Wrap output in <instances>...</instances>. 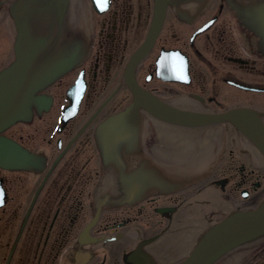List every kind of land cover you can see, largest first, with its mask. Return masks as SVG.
Instances as JSON below:
<instances>
[{
    "label": "flooded vegetation",
    "instance_id": "flooded-vegetation-1",
    "mask_svg": "<svg viewBox=\"0 0 264 264\" xmlns=\"http://www.w3.org/2000/svg\"><path fill=\"white\" fill-rule=\"evenodd\" d=\"M2 1L0 71L16 58ZM69 2L63 37L87 56L0 131L16 157L0 166V264H182L264 202V49L240 16L264 0ZM136 103L113 132L128 146L113 136L104 158L101 127ZM197 119L214 121L184 125ZM215 264H264V239Z\"/></svg>",
    "mask_w": 264,
    "mask_h": 264
},
{
    "label": "water",
    "instance_id": "water-1",
    "mask_svg": "<svg viewBox=\"0 0 264 264\" xmlns=\"http://www.w3.org/2000/svg\"><path fill=\"white\" fill-rule=\"evenodd\" d=\"M69 1L15 0L9 2V10L19 33L15 44L18 56L12 64L0 71V131L18 118L30 120L29 114L32 113V109H39L40 95L37 96V93L48 88L87 56L88 51L85 47L87 42L80 43L76 37L70 36L68 39L63 37ZM2 5L3 2L0 0V9ZM244 11L245 13L241 16L254 17V20H258L253 22L250 18H246V22L254 30L261 32V45L264 47V6L244 8ZM139 106L138 103L132 105L121 113L118 119H112L101 127L99 141L101 140L100 147L105 158L114 153L110 143L113 136L123 138L120 139V143L128 146L124 139L133 136L113 132L118 128L128 129L129 124L133 122H129L127 116L135 113ZM235 115L236 113H229L227 117L230 119ZM223 118L225 119V116ZM213 121L197 119L195 124L190 121L184 125H202ZM123 124L126 125L123 126ZM204 145L206 141H202L200 146ZM133 149L132 144L130 150L133 151ZM262 151L264 154V150ZM116 152L123 155L126 153L121 149H115ZM15 163L14 144L0 136V166L12 168ZM119 172L122 180L127 179L128 175L124 174L123 169ZM141 177L143 180L144 177ZM126 187H129V184H126ZM263 239L264 202L255 210L234 211L222 222L207 229L182 264H215L233 250Z\"/></svg>",
    "mask_w": 264,
    "mask_h": 264
},
{
    "label": "bare ground",
    "instance_id": "bare-ground-1",
    "mask_svg": "<svg viewBox=\"0 0 264 264\" xmlns=\"http://www.w3.org/2000/svg\"><path fill=\"white\" fill-rule=\"evenodd\" d=\"M0 11H1V9H0ZM240 16H241V15H240ZM255 31H256V33L259 35V37L262 38V36L260 35L261 32H259V31H257V30H255ZM18 36H19V33H18L17 28H16V39H15L16 42H17ZM16 42H15V44H16ZM261 42H262V40H261ZM263 49H264V47H263ZM15 53H16V58H15V60H16V59H17V56H18V53H17L16 50H15ZM79 64H80V63H79ZM79 64H78V65H79ZM70 70H71V69H70ZM38 95H40V91L37 93V96H38ZM20 121H29V120H24V119L18 118L16 122H20ZM16 122H15V123H16ZM103 156H104V154H103ZM104 158H105V156H104ZM205 232H206V230H205L202 234H204ZM201 236H202V235H201ZM201 236H200V237H201ZM200 237H199V238H200ZM199 238H198V240H199ZM198 240H197V241H198Z\"/></svg>",
    "mask_w": 264,
    "mask_h": 264
},
{
    "label": "snow or ice",
    "instance_id": "snow-or-ice-1",
    "mask_svg": "<svg viewBox=\"0 0 264 264\" xmlns=\"http://www.w3.org/2000/svg\"><path fill=\"white\" fill-rule=\"evenodd\" d=\"M109 0H97L98 6L103 10L108 6Z\"/></svg>",
    "mask_w": 264,
    "mask_h": 264
},
{
    "label": "rangeland",
    "instance_id": "rangeland-1",
    "mask_svg": "<svg viewBox=\"0 0 264 264\" xmlns=\"http://www.w3.org/2000/svg\"><path fill=\"white\" fill-rule=\"evenodd\" d=\"M5 32V25L0 22V38H3Z\"/></svg>",
    "mask_w": 264,
    "mask_h": 264
}]
</instances>
